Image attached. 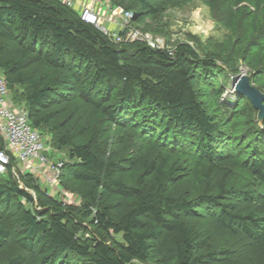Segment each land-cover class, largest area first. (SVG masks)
I'll return each instance as SVG.
<instances>
[{
    "label": "trees",
    "instance_id": "trees-1",
    "mask_svg": "<svg viewBox=\"0 0 264 264\" xmlns=\"http://www.w3.org/2000/svg\"><path fill=\"white\" fill-rule=\"evenodd\" d=\"M108 2L131 10V22L137 27L144 20L141 14L158 12L151 0ZM260 4L257 0V9ZM242 46L237 47L235 57ZM259 58L264 59V45L258 47L253 62ZM41 62L59 73L50 78L35 76L30 68ZM219 67L187 43L169 51L139 40L116 41L82 20L79 11L62 0H0V73L8 89L23 102L31 126L48 133L52 146L66 150L58 179L61 184L79 186L81 199L80 206L69 205L46 193L30 171L22 176L26 187L20 185L12 170L17 159L11 154L7 169L0 173V248L11 234L7 219L13 217L20 227L17 244L26 255L7 256L0 264H72L73 256L80 264H134L133 260L154 258L162 244L165 264H210L215 256L205 251L209 237H202L200 230L181 219L201 204L216 210V228L234 233L240 229L249 237H258L264 230V217L225 203L223 180L216 192L211 185L216 163L226 161L228 153L214 148L223 133L198 98L195 83L213 80L211 90L218 100L222 89ZM13 92L11 98L17 103ZM72 93L96 115L115 124L145 132L142 123L158 127L161 122L157 121L162 120L164 131L182 140L194 134L199 155L210 161L197 197L174 193L180 176L201 177L198 164L187 162L175 147L156 156L152 152L160 147L149 141L148 153L121 157L111 147L113 139L99 126L78 118L59 119L53 105ZM237 97L238 109L248 99L239 92ZM256 126L262 133L264 118ZM246 154L239 152L229 159L248 166L264 182L260 149L252 147L241 160ZM125 171L135 174L133 181L124 180ZM10 202L14 213L6 210ZM221 252L225 258L229 254Z\"/></svg>",
    "mask_w": 264,
    "mask_h": 264
},
{
    "label": "rangeland",
    "instance_id": "rangeland-1",
    "mask_svg": "<svg viewBox=\"0 0 264 264\" xmlns=\"http://www.w3.org/2000/svg\"><path fill=\"white\" fill-rule=\"evenodd\" d=\"M151 1L158 8V12L141 14L140 16L144 20L140 23L139 29L147 32L153 39H160L162 48L169 51H172L179 43H187L198 51L200 57L213 58L221 69L219 85L222 89L219 91L218 100L211 90V86L215 87L213 80H207L206 83H195L198 98L223 133L214 148L218 152L221 150L223 154L228 153L227 160L217 162V168L211 174L213 176L211 185H215L214 192L217 191V184L223 180L226 187L223 200L225 203L228 202L242 211L254 210L264 217V182L256 177L248 166L231 162L229 159L239 152L247 153L242 156L241 160L245 159L252 147H258L264 156V130L262 133L257 132V110L248 100H245L242 107L237 109L239 97H237L234 88L235 78L239 74H247L250 82L264 93V59L259 58L253 62L258 47L264 45V0H261L258 9L257 0H241L238 4H235V0ZM128 2L132 3V0H128ZM99 6L108 9L104 0ZM108 13L111 16V12L108 11ZM116 18L120 19L117 23L120 28L122 17L117 14ZM100 24L107 28L109 26L105 19H102ZM240 44L243 45L239 52L240 55L235 57ZM9 46L13 48L11 43ZM10 52V49L6 51L7 54ZM59 70L63 72L61 69ZM30 71L35 76H44L45 78L59 73L48 69L43 62L31 67ZM258 79L261 81H257ZM18 91H20L19 88ZM12 92L9 90L10 97H12ZM14 94L17 104L23 105V102L16 98L17 93ZM53 107L57 110L59 119L78 118L91 126H99L113 139L111 147L121 157L139 152L148 153L150 150L149 141L160 147L157 148V151L152 152L156 156L161 155L162 151L170 147H175L173 149L180 150L187 162L195 161L198 164V174L201 177L200 180H195L188 174L180 176L174 193L194 199L198 195V189L203 188L204 185L199 181L205 183L206 178L203 175L210 161L205 156L199 155L192 138L194 134L187 135V139L182 140L174 133L164 131V121L162 120L157 121L161 122L158 127H150L142 123L145 132L140 127L115 124L107 118L96 115L84 102L78 99L76 93L68 95L66 101L55 103ZM50 139L48 133L42 134L48 158L52 162L63 161L66 158V150L52 146ZM236 139L238 144H235ZM24 164L19 160H14L12 163L13 176L22 186H25L22 176L28 171L27 166L22 168ZM30 174L35 183L46 193L59 197L69 205H81V199L77 193L79 186L69 183L61 184L58 176L46 168L32 171ZM134 177L135 174L131 171H125L123 175L127 182L133 181ZM27 188L35 196L33 189ZM26 205L29 206V204ZM14 209L13 202H10L6 210L14 213ZM215 211L210 206L201 204L190 214L181 215L182 220L202 232V237H209L208 247L205 251H211L215 256L214 259H209L210 264H264V230L257 234L258 237L255 235L253 238L244 234L240 229L236 233L227 229H218L213 224ZM7 222L11 234L3 247L0 248V261L15 254L26 255V252L20 248L16 241L20 235V227L13 221V217L7 219ZM116 238L121 240L120 235H116ZM162 247L163 249L156 253L154 258L145 261L133 260V263L165 264V244L164 246L162 244ZM222 250L229 252L226 258L221 252ZM80 262L78 257H72V264H80Z\"/></svg>",
    "mask_w": 264,
    "mask_h": 264
},
{
    "label": "built area",
    "instance_id": "built-area-1",
    "mask_svg": "<svg viewBox=\"0 0 264 264\" xmlns=\"http://www.w3.org/2000/svg\"><path fill=\"white\" fill-rule=\"evenodd\" d=\"M68 6H72V0H62ZM118 6H114L111 12ZM82 20L98 26L104 33L116 41L139 40L150 47L162 48L160 39H153L147 32L142 31L131 22L133 13L129 9L122 8L120 13L122 24L118 31L111 32L100 24L103 19L99 10L94 5L83 6L80 10ZM106 19V17H104ZM123 34V37H121ZM0 135L4 140V146L0 147V173L5 172L10 163V155L22 161L30 171L43 168L59 175L62 161H51L47 154V148L42 140V134L33 128L28 119L26 110L22 104H17L10 97L4 76L0 73ZM14 169V167H12ZM27 168V169H28Z\"/></svg>",
    "mask_w": 264,
    "mask_h": 264
},
{
    "label": "water",
    "instance_id": "water-1",
    "mask_svg": "<svg viewBox=\"0 0 264 264\" xmlns=\"http://www.w3.org/2000/svg\"><path fill=\"white\" fill-rule=\"evenodd\" d=\"M122 7L118 6L114 9L113 14H120ZM234 88L236 92L244 95L257 110L256 118L258 124L261 125L264 118V93L254 86L247 74H239L235 78Z\"/></svg>",
    "mask_w": 264,
    "mask_h": 264
},
{
    "label": "crops",
    "instance_id": "crops-1",
    "mask_svg": "<svg viewBox=\"0 0 264 264\" xmlns=\"http://www.w3.org/2000/svg\"><path fill=\"white\" fill-rule=\"evenodd\" d=\"M101 1L102 0H72V2H73L72 7H74L75 9H77L80 12V10L83 6L94 5L99 10V13L101 14L102 18L105 19L104 15L107 14L108 11L111 12V9L113 8V6L108 2V0H104L106 2V5L108 6V9L106 7L103 8V7L99 6ZM105 17H106L105 20L108 22V25H109L108 26L109 30L111 32H115L116 30L118 31L119 26H117L118 25L117 23L120 21V19H117L116 15H114L113 12H111V16H110V13H108L107 15H105ZM25 166L26 165L24 164V167H22V168L24 169ZM27 170L30 171L29 169H27Z\"/></svg>",
    "mask_w": 264,
    "mask_h": 264
}]
</instances>
